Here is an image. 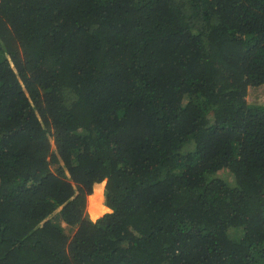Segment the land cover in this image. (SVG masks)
Listing matches in <instances>:
<instances>
[{
  "label": "trees",
  "instance_id": "obj_1",
  "mask_svg": "<svg viewBox=\"0 0 264 264\" xmlns=\"http://www.w3.org/2000/svg\"><path fill=\"white\" fill-rule=\"evenodd\" d=\"M0 264H264V0H0Z\"/></svg>",
  "mask_w": 264,
  "mask_h": 264
},
{
  "label": "rangeland",
  "instance_id": "obj_2",
  "mask_svg": "<svg viewBox=\"0 0 264 264\" xmlns=\"http://www.w3.org/2000/svg\"><path fill=\"white\" fill-rule=\"evenodd\" d=\"M227 176V178L229 177L228 173L227 172H222L221 175H225ZM231 179V178H229ZM87 204H88V198H87V202H86V210H87Z\"/></svg>",
  "mask_w": 264,
  "mask_h": 264
},
{
  "label": "clouds",
  "instance_id": "obj_3",
  "mask_svg": "<svg viewBox=\"0 0 264 264\" xmlns=\"http://www.w3.org/2000/svg\"><path fill=\"white\" fill-rule=\"evenodd\" d=\"M93 222H95V221H93Z\"/></svg>",
  "mask_w": 264,
  "mask_h": 264
}]
</instances>
